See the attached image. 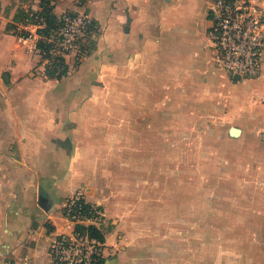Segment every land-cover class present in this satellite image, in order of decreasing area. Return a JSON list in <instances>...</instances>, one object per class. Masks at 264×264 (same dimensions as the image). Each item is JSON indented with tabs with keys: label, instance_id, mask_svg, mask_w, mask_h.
<instances>
[{
	"label": "crops",
	"instance_id": "0c3cea01",
	"mask_svg": "<svg viewBox=\"0 0 264 264\" xmlns=\"http://www.w3.org/2000/svg\"><path fill=\"white\" fill-rule=\"evenodd\" d=\"M18 1L9 18L0 8V264H51L76 191L105 215L101 264L170 262L155 135L182 133L189 119L212 129L188 132L224 133L238 148L243 133L264 132V49L260 75L236 81L214 61L211 0H51L52 14L83 13L98 33L79 62L65 57L64 77L49 78L36 25L13 22L40 0Z\"/></svg>",
	"mask_w": 264,
	"mask_h": 264
},
{
	"label": "rangeland",
	"instance_id": "374dc122",
	"mask_svg": "<svg viewBox=\"0 0 264 264\" xmlns=\"http://www.w3.org/2000/svg\"><path fill=\"white\" fill-rule=\"evenodd\" d=\"M18 2L0 0L3 15ZM196 126L183 119L182 133L155 135L156 200L172 223L165 264H264V132L243 133L237 148L224 133L188 132L212 129Z\"/></svg>",
	"mask_w": 264,
	"mask_h": 264
},
{
	"label": "built area",
	"instance_id": "2783aa9c",
	"mask_svg": "<svg viewBox=\"0 0 264 264\" xmlns=\"http://www.w3.org/2000/svg\"><path fill=\"white\" fill-rule=\"evenodd\" d=\"M209 15L216 66L231 79L236 75L240 80L258 77L264 49V0H211ZM33 18L37 29L41 28L43 19L35 14ZM58 18L59 24L47 38L48 53L64 59L73 55L74 61H80L98 33L96 24L91 17L73 11H64ZM49 63L48 58L42 60L44 71ZM62 216L72 225V231L52 241L51 264H101L102 242L77 229L102 224L105 215L101 207L85 201L81 191H76L65 200Z\"/></svg>",
	"mask_w": 264,
	"mask_h": 264
},
{
	"label": "trees",
	"instance_id": "16d2710c",
	"mask_svg": "<svg viewBox=\"0 0 264 264\" xmlns=\"http://www.w3.org/2000/svg\"><path fill=\"white\" fill-rule=\"evenodd\" d=\"M51 0H40L41 10L34 13L30 9L24 10L22 8L17 9L13 16V22H30L34 23L35 20L33 15H37L43 19V25L41 28L37 29V33L40 36L39 40L37 41L36 47L37 52L40 56V61L44 58H48L50 63L45 66V75L49 78L61 79L64 77L68 72V67L65 63L64 57L57 56V55H50L48 53L49 43L47 42L48 36L52 33V31L57 27L59 24V16H55L51 13ZM74 13V12H73ZM14 25H11L13 27ZM10 28V26H9ZM7 27V29H9ZM19 36L24 35L25 33L18 32ZM89 52V51H87ZM79 62V61H77ZM80 232H86L91 237L97 238L99 241L103 242V235L99 229L94 226H78L77 228Z\"/></svg>",
	"mask_w": 264,
	"mask_h": 264
},
{
	"label": "water",
	"instance_id": "95a60500",
	"mask_svg": "<svg viewBox=\"0 0 264 264\" xmlns=\"http://www.w3.org/2000/svg\"><path fill=\"white\" fill-rule=\"evenodd\" d=\"M233 80H236V81L239 80V76H237V75L233 76ZM229 134L232 137H237L240 134V129L237 128V127L232 126L229 129Z\"/></svg>",
	"mask_w": 264,
	"mask_h": 264
}]
</instances>
